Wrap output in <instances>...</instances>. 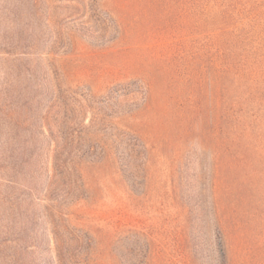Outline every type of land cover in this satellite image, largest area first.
I'll list each match as a JSON object with an SVG mask.
<instances>
[{
    "label": "rangeland",
    "instance_id": "rangeland-1",
    "mask_svg": "<svg viewBox=\"0 0 264 264\" xmlns=\"http://www.w3.org/2000/svg\"><path fill=\"white\" fill-rule=\"evenodd\" d=\"M230 1L0 0V264H264V0Z\"/></svg>",
    "mask_w": 264,
    "mask_h": 264
},
{
    "label": "trees",
    "instance_id": "trees-1",
    "mask_svg": "<svg viewBox=\"0 0 264 264\" xmlns=\"http://www.w3.org/2000/svg\"><path fill=\"white\" fill-rule=\"evenodd\" d=\"M238 4H243L242 0H231L229 2V7H234V9L237 8ZM255 12L254 9H248V17L250 18H254V17H257V13L256 15H253V13ZM234 19L233 15L231 12H229V10H226V19H225V25H229L232 20ZM244 40H240V41H253L255 42L256 39L253 35H250V33H247L245 35V37L243 38ZM257 52H255L256 54ZM244 60H250L248 59V56L245 58V57H240V63H242V61ZM264 65V59H262L261 57H254L253 58V64L252 66H261ZM220 234V248H221V253H222V257H223V263L226 264V262H228V257H227V250H226V247H225V240H224V235L222 232L219 233ZM148 251H149V247L146 249V251L144 252L143 254V257H142V262L143 264H148L147 262V257H148Z\"/></svg>",
    "mask_w": 264,
    "mask_h": 264
}]
</instances>
